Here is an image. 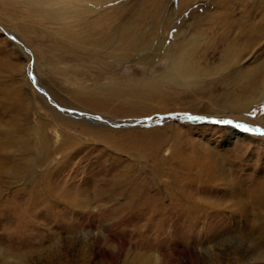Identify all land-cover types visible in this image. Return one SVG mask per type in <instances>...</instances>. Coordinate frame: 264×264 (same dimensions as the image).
<instances>
[{
  "label": "rangeland",
  "instance_id": "obj_1",
  "mask_svg": "<svg viewBox=\"0 0 264 264\" xmlns=\"http://www.w3.org/2000/svg\"><path fill=\"white\" fill-rule=\"evenodd\" d=\"M1 1L7 0H0V12L9 15ZM120 1L126 18L139 15L130 20L146 30L139 42L152 68L149 61L77 63L71 57L80 52L28 42L0 22V195L9 201L2 206L13 205L11 212L19 214L28 197L45 195L47 188L57 195L80 193L70 197L77 201L73 208L62 209L52 198L37 227L10 234L12 215L0 211V248L20 250L15 264H257L243 234L250 231L244 224L250 216L235 213L233 195L248 202L264 181V95L242 107L259 98L264 81V0H159L152 17L151 0L108 4ZM16 16L17 22L32 17L21 8ZM180 52H190L195 76L167 84L160 76ZM234 74H240L238 87ZM230 128L244 139L224 142ZM67 142L64 154L55 152ZM46 145L50 153L43 158ZM182 160L193 172L201 160L221 171L220 179L207 176L205 184L190 171L186 180H192L179 188L194 202L214 201L217 210L206 205L195 224L173 207L161 211L163 219L149 218V207L137 214L139 201L129 196L141 195L144 183L153 192L149 198H159L161 168L177 171ZM129 199L132 214L110 216L118 206L129 208Z\"/></svg>",
  "mask_w": 264,
  "mask_h": 264
},
{
  "label": "bare ground",
  "instance_id": "obj_2",
  "mask_svg": "<svg viewBox=\"0 0 264 264\" xmlns=\"http://www.w3.org/2000/svg\"><path fill=\"white\" fill-rule=\"evenodd\" d=\"M110 1L112 0H7V1H1V3H4L5 5L8 4V7H10L11 12H9V15H7L8 13L6 14V13L0 12L1 14L0 22H5L6 20L8 22L6 27L12 30L13 28H16L17 32L15 30L14 32L17 33L18 36L22 35L23 38L27 40L28 42L35 41L39 46H41L43 43H46V42H47V45L45 46H48L49 43H51V44L56 45L57 48H61L60 49L61 51H67L70 53L80 52L81 55H84V57H86V58L80 57L81 56L80 54H77V55H80L77 57L70 56L72 61L88 60L91 62L97 61L100 64V61L111 59L110 60L111 62L117 63L118 65L125 64L126 62H129V61L131 62L134 61L138 64H141L143 61H147V62L149 61L148 63L149 68H152L150 67L152 63V56L148 52H143V49H142L143 43L141 45L139 42V37H143L144 36L143 34L145 33L144 31L146 30L144 29L142 22L139 21L138 19H136L134 22L130 20V19L136 18V16L138 17L139 15L134 14L133 16L134 18H126L127 16V9H125V7H127L126 3H122L120 1V3L118 4H108V2ZM158 1L159 0H154V1L151 0L152 8L153 7L156 8V11L155 13L152 12V14L151 12H148L149 14L148 13L147 14L149 16L152 17L153 14L154 15L156 14L157 10L159 11L158 9L159 6L157 4ZM18 8L28 11V14L31 15L32 17L30 19L24 20L23 22H17V21H20V19L19 18L17 19V16H16L18 14ZM141 11L142 10H140V13ZM160 16H161V13H160ZM31 34H34L36 36H32ZM33 37H36V39ZM40 40L42 41L41 43L38 42ZM8 42H10V39L8 40ZM149 42H151V40H149ZM162 45L164 47V44ZM153 46H155V44ZM160 50L167 52L166 47L164 49L161 47L159 51ZM88 54L89 56H85ZM151 54L153 55L154 53L151 52ZM189 60H190V52H187V53L180 52L178 54L173 53L170 56V62H169L170 64H168L169 66H166L165 73L162 74L160 78H162L167 84H171L173 80L178 81V78L180 77H188V78L194 77L195 75L192 73V71H189V68H190ZM239 75L240 74H234V77H233V80H236L235 82L236 87H238L239 85V83L237 82ZM146 84L153 85L152 82L146 83ZM234 91L238 92V89L235 88ZM259 95L260 96L256 101L246 100L245 101L246 103L242 104V107L244 105H245L244 106L245 108L250 107L251 104H254L262 99L264 95V81L260 85ZM4 99H6V103L8 104L9 100L11 99V96L7 94ZM238 105L239 103L236 104L234 108H238ZM8 107L11 108L10 105H8ZM84 120L87 121L85 118ZM227 133L228 134L223 140L224 142H234L240 139L241 140L244 139L243 134L236 131L234 128H230V130ZM4 137H6L9 141H11V138L8 135H5ZM247 137L248 136L246 135L245 138ZM68 144L69 142L65 143L64 145H59L55 152L61 151V153H63L62 151H65V149L68 148ZM194 147L197 148L199 146H194ZM40 148H41V153H42L43 158H48V154L50 152H47V154L45 153V150L48 151L47 145L40 147ZM182 162L183 160L177 163L176 166L179 167V170L177 171H174L167 167L161 168V171L166 173L164 176L165 185H161V189H160V192L163 193L161 194V196L162 195L167 196L165 201L162 200L163 196L162 197L159 196L158 198L156 194H154L155 196L153 198H149V194L152 195L153 192L151 191L149 193L147 191V187H145L146 184L144 183L142 185L143 188L141 190V195L129 196L132 200L139 201L138 203L139 207H138L137 214L143 215L145 210L148 209L147 207H149L150 208L149 218H153L156 215L160 219H163L165 217V215L163 214L164 210L169 211V208L173 207L172 209L176 210V212H179L180 215L184 217L189 224L191 222L195 224L198 220L200 221L203 219V215H205V213L203 214V211L205 212L204 207L206 205H207V208H210L209 210L211 211L215 209L217 210V208L215 207L214 201L206 202V204L205 202H198V201L194 202L190 198L191 195H182L179 188L180 187L185 188L184 187L185 181L192 180V179L186 180V177L189 176L188 174L190 173V171L193 172V170L190 169L189 164H185ZM197 169H198L197 172H193V173L195 175L196 180H199V182H201L202 184H205L206 180L204 178H206L207 176L211 177L210 179L212 178L220 179L221 178V171L216 170L217 172H214V169H216V167H214V165L212 164H209L207 161L201 160V163L199 164ZM181 171L184 173V175H179ZM16 174L18 175L19 171L16 172ZM172 174L175 177L173 179H168L172 177ZM196 180H193V181L196 182ZM181 181H182V185L180 186ZM256 184L258 188L256 191V195H251L250 200L248 202H246L241 196H236V194L233 195L236 197L235 198L236 200L234 202L236 208L234 209V211L235 213H238L242 217L249 214L250 220L246 221L244 219V224H246L250 228V231L243 233L245 236L244 239H245L246 245L248 246L247 248H248L249 255H250L249 259H253V262L256 261L260 264H264V181H262L261 183L260 181H258ZM47 189L49 191L46 192L45 195H40V196L32 195L33 197L31 199L27 195L28 198L24 201V204L22 206L23 212L19 214L17 213V211L11 212V209L13 206L12 204H11L12 205L11 208L3 207L2 203L6 201L8 198L6 195H0V211L5 213L6 211L4 209L5 208L8 209L7 214L12 215L10 219L13 220L14 222L12 229L5 233L10 234V232L12 233L15 230L21 231L20 227H24V226L28 228L34 227V226L37 227L38 225L35 223V221H37V218L41 216L40 211L41 210L45 211L46 209L52 206V202H51L52 198H54L55 202L57 201L59 205L60 204L63 205L62 209H64L65 207L73 208L74 206L77 205V201L74 198H70V197L71 195H74V194L80 195L78 191H75L73 193L71 191L63 192L62 194L60 193L59 195H57L56 193H52L50 188H47ZM175 191L178 194H175ZM38 199H41L40 203L39 201H37ZM131 199H129L131 201L129 208H126L124 206H118L113 211V213H111L110 216L114 215V216H117V217L119 216L122 218L123 215L122 216L120 215L123 214L124 210H127L129 214H132L135 210V207H134L135 204L133 203ZM173 200H176L177 202L175 206L174 204H172ZM183 202H186V203L183 204ZM82 203L81 205H83ZM151 204H153V207H151ZM77 213H80V211H78ZM1 215L3 214H0V216ZM0 220H1L0 225H2V222H4L5 219L0 218ZM152 225L158 226V224H152ZM25 231L26 229L22 232L21 235H18V236H21L23 238ZM255 232L257 233V235L254 234ZM0 250H3L4 256H5V260L3 264H13L15 257L21 253V252L19 253L20 250L14 251V250H11L10 248H7V249L0 248Z\"/></svg>",
  "mask_w": 264,
  "mask_h": 264
},
{
  "label": "clouds",
  "instance_id": "obj_3",
  "mask_svg": "<svg viewBox=\"0 0 264 264\" xmlns=\"http://www.w3.org/2000/svg\"><path fill=\"white\" fill-rule=\"evenodd\" d=\"M4 260H5L4 252H3V250H0V264H3ZM14 264H15V262H14Z\"/></svg>",
  "mask_w": 264,
  "mask_h": 264
},
{
  "label": "snow or ice",
  "instance_id": "obj_4",
  "mask_svg": "<svg viewBox=\"0 0 264 264\" xmlns=\"http://www.w3.org/2000/svg\"><path fill=\"white\" fill-rule=\"evenodd\" d=\"M192 119H197V118H195V117H192ZM219 123L230 124V123H231V121H219Z\"/></svg>",
  "mask_w": 264,
  "mask_h": 264
}]
</instances>
